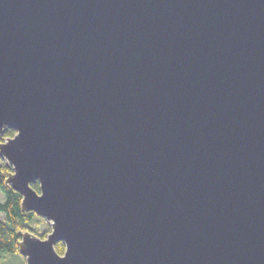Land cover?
<instances>
[{
	"label": "water",
	"instance_id": "water-1",
	"mask_svg": "<svg viewBox=\"0 0 264 264\" xmlns=\"http://www.w3.org/2000/svg\"><path fill=\"white\" fill-rule=\"evenodd\" d=\"M0 160L26 264H264V0H0Z\"/></svg>",
	"mask_w": 264,
	"mask_h": 264
},
{
	"label": "trees",
	"instance_id": "trees-1",
	"mask_svg": "<svg viewBox=\"0 0 264 264\" xmlns=\"http://www.w3.org/2000/svg\"><path fill=\"white\" fill-rule=\"evenodd\" d=\"M14 131L7 129L4 131L3 136H13ZM11 170V167L6 165L0 160V192L3 195V201L0 199V213L3 214V219H0V264L9 253H19L18 243L20 239V230H31L39 237H44L49 231L48 230L40 233L37 232L34 225L35 217H38L33 211L24 212L21 209V195L16 192L9 185L5 184V177ZM37 191L39 190L38 184H31ZM55 249L62 254L64 249L63 242L57 243Z\"/></svg>",
	"mask_w": 264,
	"mask_h": 264
},
{
	"label": "rangeland",
	"instance_id": "rangeland-1",
	"mask_svg": "<svg viewBox=\"0 0 264 264\" xmlns=\"http://www.w3.org/2000/svg\"><path fill=\"white\" fill-rule=\"evenodd\" d=\"M0 199L2 201L4 200L1 192H0ZM0 219H3L2 213H0ZM34 219H36L34 221V225L36 227L37 232H39V234L48 230L47 229L48 224L45 221V219L37 218V217H35ZM1 264H26V263L24 257L20 253H9L6 255V257L4 258Z\"/></svg>",
	"mask_w": 264,
	"mask_h": 264
},
{
	"label": "flooded vegetation",
	"instance_id": "flooded-vegetation-1",
	"mask_svg": "<svg viewBox=\"0 0 264 264\" xmlns=\"http://www.w3.org/2000/svg\"><path fill=\"white\" fill-rule=\"evenodd\" d=\"M40 217V216H39ZM40 218H42V217H40Z\"/></svg>",
	"mask_w": 264,
	"mask_h": 264
}]
</instances>
